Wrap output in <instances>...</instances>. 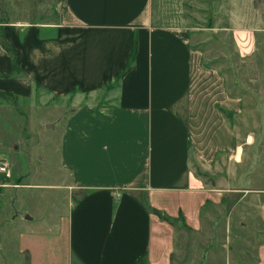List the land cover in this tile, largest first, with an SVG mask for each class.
<instances>
[{"label": "crops", "instance_id": "crops-1", "mask_svg": "<svg viewBox=\"0 0 264 264\" xmlns=\"http://www.w3.org/2000/svg\"><path fill=\"white\" fill-rule=\"evenodd\" d=\"M151 2L62 0L49 30L2 26L0 98H17L27 115L18 120L22 148L10 141L11 123L1 116L0 159L9 165L7 180L28 179L0 190L14 198L0 228L16 240V260L7 263L0 251V264H177L176 227L148 207L182 216L198 232L203 208L230 191L207 187L191 168L192 158H204L190 98L194 52L178 31L153 23ZM62 97L83 102L54 134L53 169L66 172L82 195L67 213L59 215L55 204L58 214H40L23 190L60 191V183L33 179L49 163L41 154L42 128L57 127L51 117L59 106L50 103ZM215 128L205 142L210 168L202 170L211 175L237 148L230 121ZM257 196L264 225V199ZM224 255L223 264H234L231 250ZM248 264H264V245Z\"/></svg>", "mask_w": 264, "mask_h": 264}, {"label": "rangeland", "instance_id": "rangeland-1", "mask_svg": "<svg viewBox=\"0 0 264 264\" xmlns=\"http://www.w3.org/2000/svg\"><path fill=\"white\" fill-rule=\"evenodd\" d=\"M61 2L0 0V41L5 24H34L49 30L59 19ZM151 15L155 25L178 31L194 52L190 98L204 158L200 161L192 158L191 168L205 180L207 187L230 190L219 193L216 204L208 202L203 208L202 227L198 232L191 231L182 216L173 218L178 232L176 262L223 264L224 254L231 250L234 264L253 263L256 250L264 245V225L257 207V195L264 199V0H152ZM19 101L13 97L0 98V103L9 106L0 109V121L4 115V123H11L10 141L22 148L18 120L27 114L19 111L24 108ZM82 102L73 101L71 97L52 98L50 106H59L57 118L51 117L57 127L49 133L43 126L41 144V154L46 160L49 158V163L40 164L33 183H60L61 187L58 192L49 191L48 187L23 190L32 211L53 215L58 214L57 210L59 215L67 213L71 202L82 195L81 191L72 189L66 172L53 169L57 162L54 134L61 131L63 121ZM226 120L230 121L237 138L234 158L228 161V166L224 159L219 160L220 167L211 168L216 174L204 173L203 166L210 168L209 151L205 150L208 142H205L215 127ZM6 132L2 135L6 136ZM51 135L54 136L50 139ZM18 178L0 179V190L3 185L16 188L28 179ZM13 199V195L0 192V226L1 220L10 217L7 206ZM61 205L65 208L60 209ZM4 228H0V251L4 261L14 263L16 255L11 252L16 248L14 232ZM8 237L10 240L4 247L3 241ZM8 250L10 252H6Z\"/></svg>", "mask_w": 264, "mask_h": 264}, {"label": "trees", "instance_id": "trees-1", "mask_svg": "<svg viewBox=\"0 0 264 264\" xmlns=\"http://www.w3.org/2000/svg\"><path fill=\"white\" fill-rule=\"evenodd\" d=\"M3 47H4V46H3ZM0 95H2V94H0ZM148 209H149V211H150L151 213L155 214L160 220L165 221V222H167V223L173 225V222H174L173 218H171V217L165 215L164 213H161V212L158 211V210L151 209L150 207H148Z\"/></svg>", "mask_w": 264, "mask_h": 264}, {"label": "built area", "instance_id": "built-area-1", "mask_svg": "<svg viewBox=\"0 0 264 264\" xmlns=\"http://www.w3.org/2000/svg\"><path fill=\"white\" fill-rule=\"evenodd\" d=\"M0 176L5 179L9 176V165L5 160L0 159Z\"/></svg>", "mask_w": 264, "mask_h": 264}]
</instances>
